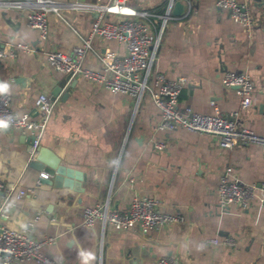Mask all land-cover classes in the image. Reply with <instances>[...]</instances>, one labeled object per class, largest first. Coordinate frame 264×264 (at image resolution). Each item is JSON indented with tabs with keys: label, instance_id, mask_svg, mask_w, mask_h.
I'll return each instance as SVG.
<instances>
[{
	"label": "crops",
	"instance_id": "1",
	"mask_svg": "<svg viewBox=\"0 0 264 264\" xmlns=\"http://www.w3.org/2000/svg\"><path fill=\"white\" fill-rule=\"evenodd\" d=\"M74 1V0H59ZM108 3L111 0H82ZM137 10L162 13L168 0H125ZM186 13L168 23L156 68L167 79H186L181 109L231 117L240 111V125L264 134V0H239L254 16L252 27L235 22L216 0H180ZM62 16L48 15L49 34L42 40L28 24L27 10L0 8V44L27 43L39 54L19 52L0 60V94L7 93L11 109L33 114L41 94L59 87L55 111L41 145L50 148L61 164L81 177L82 190L41 182L45 176L30 166L28 132L0 128V177L6 185L29 191L15 193L2 222L36 240L54 237L41 252L54 264H158L172 257L177 264H264V206L259 193L247 206L219 205L221 176L228 167L247 184L264 183V148L238 143L220 145L218 136L178 127L160 130L161 112L150 94L137 101L113 94L83 75L54 69L44 52L70 53L90 35L94 13L70 8ZM110 14L106 19L122 20ZM84 66L101 70L97 52L123 55L126 45L98 36ZM226 71L248 74L255 83L252 102L241 107L238 88L223 85ZM164 144L163 149L156 144ZM42 174V175H41ZM50 178V177H49ZM136 197H150L159 209L184 219L144 232L139 226L117 229L84 222V210L110 200V208L127 212ZM4 201L0 194V206ZM233 237L235 245L209 240ZM14 264H49L29 260Z\"/></svg>",
	"mask_w": 264,
	"mask_h": 264
},
{
	"label": "built area",
	"instance_id": "2",
	"mask_svg": "<svg viewBox=\"0 0 264 264\" xmlns=\"http://www.w3.org/2000/svg\"><path fill=\"white\" fill-rule=\"evenodd\" d=\"M177 0H168L162 13L137 10L127 4L125 0H111L108 3L87 2L82 0H0V8L8 10H27L28 24L39 31L42 40L49 34L48 15L55 13L62 16L63 8H70L79 12L94 13L95 19L88 37L83 38L81 46H75L70 53L59 50L44 52L49 64L59 72L68 74L72 82L77 76L83 75L94 83L107 88L113 94H124L134 98L139 104L146 94H150L161 112L158 124L160 130H174L178 127L192 132L208 133L219 137L220 145L232 148L238 143H253L264 148V134L240 125L236 111L231 117L224 116L217 109L214 114H202L192 109H181L180 96L186 85V79L179 77L169 80L156 68L160 48L163 43L167 25L172 20L180 19L173 14ZM220 9L228 10L232 19L247 27L254 24V16L247 6L239 0H216ZM110 14L122 16L120 21L106 19ZM106 40H116L126 45V53L119 55L114 52H97L103 63L101 70H94L84 66L86 54L93 49L94 37ZM19 52L27 54L41 53L36 47L18 42L15 44H0V60L16 58ZM222 83L228 88H238L242 97L241 107L246 109L252 102L255 83L252 78L242 72L226 71ZM12 97L0 94V128L14 127L28 132L35 139L30 146V161L37 155L46 127L52 117L57 98L52 99L41 94L37 100L33 114L19 115L11 109ZM163 149L162 143L156 144ZM31 189H18V184L6 185L0 177V194L4 201L0 206V264H14L34 260L54 264L41 252L43 246L56 242L54 237L36 240L30 236V229L18 231L9 228L1 220L5 216L4 209L9 205L11 197L17 193L19 198L29 193ZM259 193H263L261 203L264 206V183L247 184L235 176L232 168L228 167L221 176L219 187V205L225 211L233 204L247 206ZM110 200L102 205L88 207L84 210V222L93 225L97 220L103 226L111 224L117 229H129L139 226L144 232H149L175 222H181L184 217L179 214L163 212L159 209V202L150 197L134 198L130 209L121 213L110 208ZM214 245H235L233 237L209 240ZM158 264H177L172 257L160 258Z\"/></svg>",
	"mask_w": 264,
	"mask_h": 264
},
{
	"label": "water",
	"instance_id": "3",
	"mask_svg": "<svg viewBox=\"0 0 264 264\" xmlns=\"http://www.w3.org/2000/svg\"><path fill=\"white\" fill-rule=\"evenodd\" d=\"M172 12L175 15L185 14V4L182 1L177 0ZM61 90V87L55 90L51 98L55 99V97L58 95V92ZM34 139L35 136L30 137L31 143ZM30 166L45 175L41 176V182L56 185L65 184L66 186L75 190H82L80 183L84 179L81 180V177L78 173L77 175H74L73 170L63 166L61 164V159L46 146H39L36 157L30 161Z\"/></svg>",
	"mask_w": 264,
	"mask_h": 264
}]
</instances>
